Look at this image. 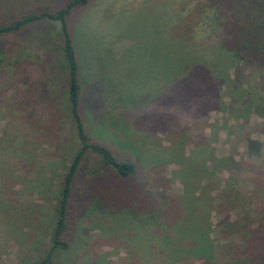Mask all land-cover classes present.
<instances>
[{
    "label": "rangeland",
    "instance_id": "obj_1",
    "mask_svg": "<svg viewBox=\"0 0 264 264\" xmlns=\"http://www.w3.org/2000/svg\"><path fill=\"white\" fill-rule=\"evenodd\" d=\"M66 1L0 0V22ZM68 23L85 130L134 163L124 182L154 208H113L96 185L114 174L87 153L51 264H264V69L223 48L205 0H90ZM65 77L58 24L0 38V264L50 248L79 148Z\"/></svg>",
    "mask_w": 264,
    "mask_h": 264
},
{
    "label": "trees",
    "instance_id": "obj_2",
    "mask_svg": "<svg viewBox=\"0 0 264 264\" xmlns=\"http://www.w3.org/2000/svg\"><path fill=\"white\" fill-rule=\"evenodd\" d=\"M16 1L18 4L15 6H19L26 0ZM89 1L67 0L63 6L57 9L42 3L37 6L38 8L28 10L20 17L12 18L8 23L4 20L0 22V38L18 34L22 30H27L37 24L49 22L59 25L61 53L66 75V96L72 124L79 141V148L67 167L61 182L55 205L56 217L50 238V248L35 264H51L58 251L66 250L65 235L69 226L68 204L72 185L83 158L89 152L98 155L102 164L114 174L115 180L110 179L109 183L99 181V187L96 185V189H106L104 194L108 198L104 196V200L112 204L113 208L140 213L154 208L152 195L141 184L132 182V184L127 185L124 182L134 178L136 174L134 163L123 160L114 154L109 146L92 140L82 122L80 115L82 87L79 82V61L68 18L75 7L85 6ZM205 2L215 12L217 26L223 34L221 41L223 48L231 52L238 62L250 67L264 69V0H205ZM207 79L205 77V82ZM208 81L209 83L212 82L210 79ZM222 90L223 86L219 83L216 93L222 92ZM117 178L121 182H116ZM101 193L104 195L103 191Z\"/></svg>",
    "mask_w": 264,
    "mask_h": 264
}]
</instances>
